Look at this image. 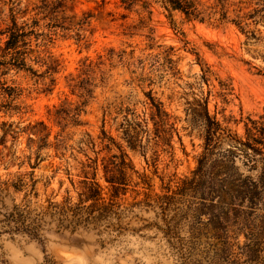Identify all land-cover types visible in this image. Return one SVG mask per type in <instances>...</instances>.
I'll list each match as a JSON object with an SVG mask.
<instances>
[{
    "label": "rangeland",
    "instance_id": "374dc122",
    "mask_svg": "<svg viewBox=\"0 0 264 264\" xmlns=\"http://www.w3.org/2000/svg\"><path fill=\"white\" fill-rule=\"evenodd\" d=\"M141 1L130 11L120 0H65L58 18L71 29H58L49 44V51L59 65L57 72L47 76L42 74L46 67L36 65L35 69L42 74L37 77L16 71L2 75L0 69L2 82L23 90L18 102L27 108L24 115L0 114V176L4 179L17 172L33 171L28 157L32 155L33 164L35 149H29V138H35L31 133L42 128H31L30 124L44 121L54 141L61 131L55 122L56 109L86 101L82 125L69 126L64 133L69 138L65 155L57 156L55 150L42 153L44 161L34 170L40 194L33 200L35 207L46 205L47 199L61 202L68 191L77 201L78 192L72 180L76 185L81 180L79 163L87 161L86 155L96 158L85 141L88 134L96 139L103 129L125 147L136 171L148 179L150 186H131L126 195L120 196L124 211L120 220L112 217L98 224L79 226L74 232L71 229L58 232L54 222L46 226L43 242L22 235L0 234V264H184L204 249L207 231L198 230L193 211L199 200L192 202L186 198L173 206L167 216L142 202L147 194L161 195L166 188L175 190L197 167L202 140L197 134H189L188 102L206 97L212 90L211 113H217L239 136L244 133L248 117L264 114V24L251 25L244 34L232 24L199 22L168 12L157 0L150 2L149 9H143L146 0ZM39 2L21 0L16 15L20 24L32 23L34 19H41V25L48 23L38 14ZM11 6L9 0H0V46L6 40L1 32L10 23ZM81 21L85 25L72 26ZM169 48L174 49L171 57L180 69L179 79L164 75L153 61ZM86 59L98 65L94 72L83 75ZM208 69L211 76L207 84L202 76ZM76 82L93 93L88 96L83 89H73L71 85ZM220 82L229 84L227 102L218 97ZM149 92L177 118L183 145L175 137L173 150L152 144L145 153L141 149L132 150L127 147L124 133L117 131L121 118L115 123L116 113L105 117L111 104L114 110L122 102L142 113ZM3 122L17 124L18 133L4 136ZM102 173L101 169L98 180L108 198L111 187ZM137 181L140 180L135 175L134 182ZM139 203L142 204L136 205ZM202 219L208 222V216Z\"/></svg>",
    "mask_w": 264,
    "mask_h": 264
},
{
    "label": "trees",
    "instance_id": "16d2710c",
    "mask_svg": "<svg viewBox=\"0 0 264 264\" xmlns=\"http://www.w3.org/2000/svg\"><path fill=\"white\" fill-rule=\"evenodd\" d=\"M152 1L154 0L143 2V9H149ZM64 2L65 0H40L36 9L42 19L48 21L41 25V19L20 24L16 15L20 12L21 0H9L12 5L11 19L1 32V35L6 37L4 45L0 46L2 75L16 71L39 77L42 74L51 76L57 72L59 65L49 51V44L54 40L58 29H71L61 24L58 18ZM120 2L125 9L131 11L142 1ZM156 2L166 11L180 13L187 19L216 22L221 25L232 24L244 34L248 33L247 29L251 25L264 24V0ZM83 25L85 21L72 26ZM252 37H255V34H252ZM173 50L169 48L163 51L155 56L153 61L164 75L179 79L181 72L177 62L171 57ZM36 65L46 67V70L40 74L35 69ZM97 65L86 59L82 74L94 72ZM129 65L133 66L134 63ZM210 76V70H205L202 80L208 84ZM220 86L218 97L227 102L229 84L220 82ZM71 87L83 89L88 96L93 93L83 88L81 82H76ZM22 95V89L0 80V114L11 117L26 114V106L18 102ZM212 96L213 91L209 90L206 97L188 102L186 108L190 124L189 134H197L202 140V152L198 157L197 167L175 190L166 188V192L161 195L147 194L142 203L148 208L159 209L163 216H167L170 209L184 199L190 198L192 202L199 200L193 211L196 213L198 230L207 231L206 243L196 258L190 261L186 259L184 264H264V114L258 118L248 117L244 122V133L239 136L218 118L217 113H211L209 105ZM146 97L142 113H137L129 106L125 107L122 102L114 110L111 104L105 117L107 114L112 116L116 113L113 118L115 123L121 118L117 131L124 133L127 147L132 150L141 149L145 153L151 144L156 148L167 146L173 150L175 137H178L183 145L182 136L176 127L177 118L152 92L147 93ZM86 105L85 101L75 107L61 105L56 109L55 122L61 131L54 136V141L51 140L52 132L44 121L30 124L31 128H42L31 133L35 138H29V149H35L33 164L32 155L28 157L33 171L17 172L4 179L0 176V234L22 235L43 242L46 226L54 222L58 232L66 229L74 232L79 226L98 224L112 217L120 220L124 212L121 211L123 206L119 202L120 196L126 195L131 186H150L148 179L136 171L125 147L103 129L96 139L88 134L85 141L95 152L96 158L86 155L87 161L79 163L81 180L78 185L72 180L78 192L77 201L73 200L68 191V196L61 202L47 199L46 205L35 207L33 200L38 199L40 194L39 180L35 178L34 170L44 161L42 153L55 150L57 156L65 155L63 151L68 148L69 138L64 133L69 126L77 128L82 125L81 117L85 113ZM215 106L218 109V104ZM2 126L4 136L18 133L15 129L19 127L14 122H3ZM96 148L100 150L96 151ZM101 169L103 179L111 187V195L108 198L98 180ZM135 175L140 181L134 182ZM203 216H208L207 223L203 222Z\"/></svg>",
    "mask_w": 264,
    "mask_h": 264
}]
</instances>
